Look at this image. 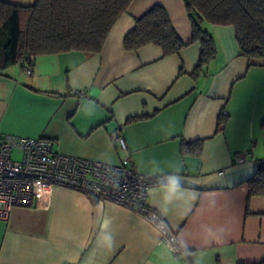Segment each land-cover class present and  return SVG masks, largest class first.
<instances>
[{"label":"crops","instance_id":"1","mask_svg":"<svg viewBox=\"0 0 264 264\" xmlns=\"http://www.w3.org/2000/svg\"><path fill=\"white\" fill-rule=\"evenodd\" d=\"M154 4L187 43L177 54L153 44L123 48L134 19ZM203 28L216 54L197 76L201 47L191 42L182 0H132L99 53L39 55L30 74L20 64L0 72V135L49 139L57 152L108 164L120 162L123 137L137 170L156 179L146 203L175 234L180 253L143 215L55 187L0 219V264L264 261V195L248 199L246 183L264 167V59L250 63L240 54L233 27ZM243 149L253 157L235 163Z\"/></svg>","mask_w":264,"mask_h":264},{"label":"trees","instance_id":"2","mask_svg":"<svg viewBox=\"0 0 264 264\" xmlns=\"http://www.w3.org/2000/svg\"><path fill=\"white\" fill-rule=\"evenodd\" d=\"M132 0H34L15 5L0 0V72L26 56L81 51L99 53L115 21ZM191 23V42L201 47L194 75L215 57L216 46L204 23L231 26L240 54L252 63L264 59V0H182ZM153 44L164 55L177 54L187 43L179 37L167 10L154 4L134 19L123 48ZM34 60L32 61V63ZM31 63V64H32ZM183 142V149L185 147ZM248 199L264 195V167L246 180ZM264 264V261L258 263Z\"/></svg>","mask_w":264,"mask_h":264},{"label":"built area","instance_id":"3","mask_svg":"<svg viewBox=\"0 0 264 264\" xmlns=\"http://www.w3.org/2000/svg\"><path fill=\"white\" fill-rule=\"evenodd\" d=\"M33 60L28 55L19 63L27 74L32 72ZM83 95V90H75V96ZM117 144L122 158L118 164H108L57 152L49 139L0 135V219H7L12 208L37 204L55 187H68L143 215L159 229L161 240L178 255L175 234L146 203L156 179L137 170L123 137L117 138ZM14 153L19 157L13 158ZM249 157H253L252 151L243 149L233 159L239 164Z\"/></svg>","mask_w":264,"mask_h":264},{"label":"rangeland","instance_id":"4","mask_svg":"<svg viewBox=\"0 0 264 264\" xmlns=\"http://www.w3.org/2000/svg\"><path fill=\"white\" fill-rule=\"evenodd\" d=\"M7 135H10V134H7ZM18 157H19L18 154H16V153L13 154V158H18Z\"/></svg>","mask_w":264,"mask_h":264}]
</instances>
